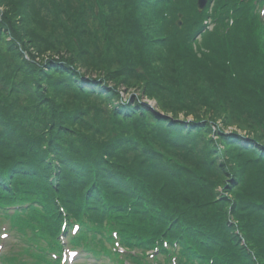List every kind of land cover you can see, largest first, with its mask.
<instances>
[{
	"label": "trees",
	"instance_id": "1",
	"mask_svg": "<svg viewBox=\"0 0 264 264\" xmlns=\"http://www.w3.org/2000/svg\"><path fill=\"white\" fill-rule=\"evenodd\" d=\"M157 3L0 0V189L43 206L45 228L62 219L60 204L71 216L114 220L127 244L177 240L206 263L255 264L248 248L264 264L261 30L255 18L226 35L219 25L203 39L211 52L197 58L187 27L172 24L174 6L156 27ZM120 84L161 114L134 95L120 101ZM218 120L249 139L213 138Z\"/></svg>",
	"mask_w": 264,
	"mask_h": 264
},
{
	"label": "rangeland",
	"instance_id": "2",
	"mask_svg": "<svg viewBox=\"0 0 264 264\" xmlns=\"http://www.w3.org/2000/svg\"><path fill=\"white\" fill-rule=\"evenodd\" d=\"M63 55V54H62ZM90 74H95V73H92V72H90ZM92 77H95V75H92ZM120 89H124V90H126L125 89V87H122V88H120ZM127 91V90H126ZM134 93V91L133 90H128L126 93H122L123 95H122V101H125V100H127V99H130V101H131V98H132V94ZM147 105H148V102L146 103ZM151 106H153V104L151 103Z\"/></svg>",
	"mask_w": 264,
	"mask_h": 264
},
{
	"label": "water",
	"instance_id": "3",
	"mask_svg": "<svg viewBox=\"0 0 264 264\" xmlns=\"http://www.w3.org/2000/svg\"><path fill=\"white\" fill-rule=\"evenodd\" d=\"M202 1L204 2V0H200V1H199V6H200V7H201L200 3H201ZM203 2H202V4H203Z\"/></svg>",
	"mask_w": 264,
	"mask_h": 264
}]
</instances>
